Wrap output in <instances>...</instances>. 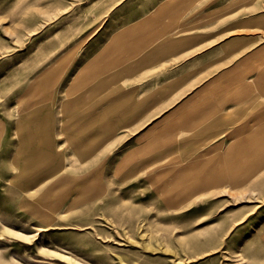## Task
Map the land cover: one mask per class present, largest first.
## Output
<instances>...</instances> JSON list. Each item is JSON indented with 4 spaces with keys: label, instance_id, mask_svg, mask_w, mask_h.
Listing matches in <instances>:
<instances>
[{
    "label": "rangeland",
    "instance_id": "rangeland-1",
    "mask_svg": "<svg viewBox=\"0 0 264 264\" xmlns=\"http://www.w3.org/2000/svg\"><path fill=\"white\" fill-rule=\"evenodd\" d=\"M136 3L0 0V264H264V168L247 175L242 172L247 165H242L233 172L238 157L226 154L244 152L231 151L236 140L224 136L189 142L182 138L191 135L172 124L151 131L157 101L130 110L121 122L110 124L106 116L86 126L77 123L85 111L109 107V114L115 113L110 105L116 98L126 105L134 104L138 93L139 100L147 99L152 72L143 71L142 62L127 60V48L122 66L126 70L136 64L138 71L110 76L111 85L98 86L71 120L61 111L66 103L76 105L73 97L94 84L85 74L96 53L105 59L112 56L111 46L122 49L117 34L110 38L111 28L119 23L120 5L134 11ZM62 58V70L49 76V86H35ZM72 85L79 91L73 92ZM37 115L47 119L49 138L57 139L56 148L67 160L64 176L95 173L101 184L92 190L99 192L95 197L86 200L72 193L52 211L49 207L57 209L63 191H81L85 182L75 187L65 180L58 186L56 176H33L15 164L27 157L18 121L33 122ZM71 128L73 140H68ZM79 139L89 148L74 151L71 141ZM87 152L88 159L78 161L77 154ZM183 172L189 174L183 185L197 187L176 198L182 191L174 178ZM48 191L53 197L45 196Z\"/></svg>",
    "mask_w": 264,
    "mask_h": 264
},
{
    "label": "crops",
    "instance_id": "crops-1",
    "mask_svg": "<svg viewBox=\"0 0 264 264\" xmlns=\"http://www.w3.org/2000/svg\"><path fill=\"white\" fill-rule=\"evenodd\" d=\"M136 2L120 5L110 38L152 72L147 99L135 95L138 107L159 103L151 131L172 124L185 141L239 142L264 124V0Z\"/></svg>",
    "mask_w": 264,
    "mask_h": 264
},
{
    "label": "bare ground",
    "instance_id": "bare-ground-1",
    "mask_svg": "<svg viewBox=\"0 0 264 264\" xmlns=\"http://www.w3.org/2000/svg\"><path fill=\"white\" fill-rule=\"evenodd\" d=\"M107 49H108V47H107ZM109 49H110V53L112 54V56H109L108 58L103 59V58H100V52H98V53H96V55H97L96 59L95 58L92 59L86 65V67L89 68V72H87L85 74V77L86 78L92 77L94 80V84L91 85L87 91H86V89L83 90L82 92H85L84 94L73 97V102L76 105L72 106V104L66 103V105H67L66 109H64V108L61 109V111L63 113H65V115L67 117L70 116L69 117L70 120H71V117L73 118L79 114L77 109L80 108V106H79L80 103H86L87 102L89 104L90 100L96 95V93H97L96 88L98 86L108 87L109 84L111 85V79L112 78L110 76H115V75L116 76L117 75L122 76L125 74L124 72L127 71L128 67H126V70H125L122 66L123 61H122L121 55L123 54L124 48L122 47V49L115 51L114 47L111 46ZM116 61H117V63H116ZM118 61L120 62V64ZM63 63L64 62H63V58H62L54 64V67L45 70L42 73L43 77L36 80L35 86L42 85L43 89L46 88L49 81H50L49 76H52L51 74H57L59 71H61L62 67H63ZM136 66L137 65L134 64V66L129 67L128 70H136L137 69ZM93 69H94V71H93ZM106 70H108L109 73H106L107 72ZM32 86H34V84ZM78 87L72 85V87H71V88H73L72 91L73 92L79 91ZM115 101H114L115 103L113 105H110L111 106L110 108L113 109L112 111H114L117 114L116 117H115V113L109 114V111H108L109 107H105V108L103 107V109L100 111H97V113L95 111H92V110L91 111L90 110L85 111V113L82 115L83 120H77V123L81 122L80 124L82 126H86L92 121L95 122L97 118L101 119V118H104L106 116L110 118V120H111L110 124L115 123V121L121 122L122 120L126 119V117H128L130 110H132V112H133V110H135V108L138 107V105H136L135 103L132 105H129V104L126 105L127 102L123 98H116ZM147 102H148V100L144 104H146ZM90 104L95 105V102H92ZM62 117L64 120L65 119L64 115ZM46 125H47V119L42 115H40V116L37 115V117L35 118V121H33V122L32 121L29 122V120H24V119L18 121L17 130L22 132V133L18 132V134H20L19 139L23 144V149L25 151H27V157H25V158L21 157V158L15 159V164L18 166H21L24 171L30 172L29 174H32L33 176L39 175V176H45L46 178L56 176L57 178L53 180V181H55L56 184L60 183V182L62 183V181L65 182V180L68 182V180H69L72 183V185L75 184L74 186L78 187V184H82L85 182L81 191H79V188L76 189V191H75V189L63 191L60 194V197H57V200L55 201L56 204L60 202V205H57V209L54 208V206L49 207L50 210H52V211H57L58 208L61 206V204L69 197V195H72V193H74L75 198L77 196H80V197L86 198V200L92 199L93 197H95V195L99 194V192L96 193V192H93L92 190L94 188H96V186L101 187V184H99V185L96 184V180H94L95 179V173L94 172L92 173L89 171V172L83 173L82 175L71 176V178H69L68 176H64L65 175L64 168L67 165L66 164L67 160H65V158L63 156V152L61 150H57V148H56L57 147V139L55 138V139H53V141L50 140L49 135L51 133H48L47 131H51V129H49L48 127H47L48 129H46ZM61 131L65 132L67 134H68V132L70 133V129H68V128L67 129L62 128ZM100 132H101V134H103V137H106V135L108 134V132H106V133H105V131L103 132V128L100 129ZM72 135H74V134H73V131L71 128V134L68 136V140H73ZM47 138H49V140H47ZM30 140H32V142H30ZM83 142H85V141H82V139H79V141H73V142L71 141V144L73 146L72 147L73 150L77 151L80 148H82V146H85L88 149L89 145L87 143L85 144ZM30 146H33L34 148L30 147ZM232 149L233 150H231V151H234V152H235V150L238 151L240 149H243V151H244L242 153L235 152V153L226 154L227 156H234L235 155L236 157L239 158V159L237 158V161L235 163L236 167H235V169L232 170L233 172H240L241 170L239 167L242 165H247V167L242 171V172H245L247 175L251 172H252L251 174H254V173L256 174L259 171L261 172L262 169L264 168V124L262 123V124L258 125L256 128H254L251 132V135L246 137L245 140H241V141L235 143L234 146L232 147ZM256 150H258V152ZM88 152H90V151H88ZM88 152L86 154L78 153L77 154L78 161L84 162L86 158L88 159V155H89ZM246 157H250V159H252V160H250V162H249L248 158H246ZM77 159H76V162L72 161L70 164L76 165L78 162ZM32 160L34 161V165H31L30 161H32ZM65 161H66V163H65ZM38 163H42L43 168H39V170L37 168H35L38 166ZM206 165H204V166L206 167ZM88 169H90V168H88ZM191 170L192 169L188 170V172H190ZM195 170H194V173H195ZM215 170H217V169H215ZM95 172H96V170H95ZM185 172H187V170ZM185 172H183V175L180 174L174 178V182H178V185H176V186L179 189L181 188L180 190L182 191V192L175 193L176 198L181 197L183 195V194L181 195V193H183L185 191H186V193H189V194L192 193V191H194L195 188L197 187L196 184H194L195 186L194 185H190V186L183 185L186 182L182 183V181H186V179L189 178V174L184 175ZM207 174H209V173H207ZM190 175H191V173H190ZM39 176H37V177H39ZM192 177H193V175H192ZM79 179H82V181L77 182V183H73V181H77ZM239 179H242V181H247L248 177H242V178L240 177ZM189 180H191V179H189ZM193 180H194V178H193ZM214 181H216V180H214ZM201 182L203 183L204 180ZM220 182H222V181H220ZM58 186H62V185L59 184ZM203 187H201V188H203ZM255 187L252 189H255ZM184 188H188V190H184ZM231 188H232V186H231ZM249 191H251V190H249ZM223 192H227V190L225 189V190H223ZM252 192H254V190ZM254 193H256V192H254ZM231 195H230V197H231ZM45 196L46 197H53V194L51 193V191H48ZM244 198H245V196H244ZM248 199L249 198H247L246 200H248ZM233 200H236V199H233ZM50 205H52V202L50 203ZM43 217L47 218V217H49V215L45 213V214H43ZM239 257H240V255H239Z\"/></svg>",
    "mask_w": 264,
    "mask_h": 264
}]
</instances>
